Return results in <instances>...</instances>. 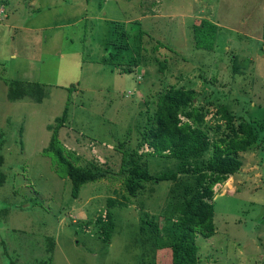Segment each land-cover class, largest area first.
<instances>
[{"label":"rangeland","instance_id":"rangeland-1","mask_svg":"<svg viewBox=\"0 0 264 264\" xmlns=\"http://www.w3.org/2000/svg\"><path fill=\"white\" fill-rule=\"evenodd\" d=\"M29 6L30 16L16 19L15 35L1 26L15 18L0 16V207L10 206L0 224V264H140L131 256L138 247H124L146 217L161 212L168 184L145 182L128 200L118 177L73 191L42 150L56 128L74 164L116 163L119 151L136 148L135 126L153 110L155 93L186 81L201 98L202 75L221 90L217 102L262 120L263 0H29ZM203 19L215 25L212 50L193 45V25ZM11 46L22 59L10 57ZM116 46L123 48L116 62L104 63ZM233 55L239 65L231 73ZM131 64L132 72L118 70ZM3 77L42 85L35 87L41 102L9 101ZM63 80L72 82L63 89ZM263 151L259 141L238 152V171L213 186L214 232L195 236L198 264H264ZM107 210L113 226L105 242L95 220ZM155 252L157 263L166 264L165 250Z\"/></svg>","mask_w":264,"mask_h":264},{"label":"trees","instance_id":"trees-1","mask_svg":"<svg viewBox=\"0 0 264 264\" xmlns=\"http://www.w3.org/2000/svg\"><path fill=\"white\" fill-rule=\"evenodd\" d=\"M3 1H0L3 4L0 16L12 15L15 19H23L29 17L32 12L31 6L28 7L29 0H22L24 5L21 8L15 5L14 1ZM61 1L64 3L66 0ZM14 8H17V14L13 12ZM40 8L36 10L39 11ZM214 30L215 25L205 19L200 20L199 24H194V47L212 50ZM261 37L264 41V0ZM122 52L123 48L119 46L109 49L102 61L115 63ZM237 61L238 57L233 55L230 62L231 73L235 72L236 65H239ZM132 65L118 70L132 72ZM0 66L3 67L1 64ZM201 78L207 91L201 98L199 92L190 88L186 81L179 86L165 85L157 91L153 110L145 116L140 128L135 126L140 137L136 148L119 151L116 163L107 159L100 162L91 160L84 166L74 164L68 154L62 151L55 136L56 128L49 143L42 150L56 166L55 172L67 177L73 191L86 181L118 177L125 193L121 198L128 200L127 196L134 197L143 189L145 182L168 184L161 212L146 217L143 224L140 223L133 231L131 240L129 237L127 246L124 247H138V253L135 252L137 255L131 256L139 258L140 264H161L162 262L157 263L154 259L158 249H164L168 255L166 264H198L195 236L206 238L214 232L213 186L238 171L241 164L237 158L238 152L248 150L259 141L264 142V109L261 110L260 117L263 119L260 121L251 118L250 110H232L227 101L217 102L221 90L214 85V81L207 80L205 75ZM2 80L6 85L8 100L24 97L39 102L43 97L42 92L35 91L38 86L35 83L26 84L7 77ZM61 113L67 114V110L64 109ZM209 120H213V124H209ZM141 155L151 158L152 161L156 159L154 165L158 167H149L147 159H142ZM4 179L5 175L0 171V185ZM34 198L28 199L34 202ZM108 203L113 204L114 200H108ZM9 207H0V224L5 220ZM95 222L100 223L101 238L106 242L112 233L111 213L105 211L102 218H97ZM129 241L133 247H129ZM51 244L50 241L45 242L47 248L51 247Z\"/></svg>","mask_w":264,"mask_h":264},{"label":"crops","instance_id":"crops-1","mask_svg":"<svg viewBox=\"0 0 264 264\" xmlns=\"http://www.w3.org/2000/svg\"><path fill=\"white\" fill-rule=\"evenodd\" d=\"M16 24V19L15 20H10V21H6L5 23H2V25L1 26H4L5 28H7V30L8 31H10V32H12L13 33V35H15V32L17 31V32H19L18 30H19V28H17V26L15 25ZM29 33L28 32H26V35H28ZM22 43H26V44H28L27 42H26V40H22L21 41V44ZM10 49H12V51L10 52L11 54V56L10 57H12V58H16V57H18V58H23V57H21V54H23L22 52L21 53H18L19 52V50L20 49H18L17 51H16V49L14 48V47H10ZM15 52H17V53H15ZM24 53H25V51H24ZM63 81H65V82H67V84H65V85H69L70 84V82H72V81H70V82H68V81H66V80H63Z\"/></svg>","mask_w":264,"mask_h":264},{"label":"clouds","instance_id":"clouds-1","mask_svg":"<svg viewBox=\"0 0 264 264\" xmlns=\"http://www.w3.org/2000/svg\"><path fill=\"white\" fill-rule=\"evenodd\" d=\"M23 83H27V82H23ZM35 84H37V83H35ZM76 84H77V82L76 83H74V86H76ZM42 90H45V87H43L42 85H39V84H37ZM69 86H70V84H69ZM63 89H65V88H67V86L66 85H63V86H61ZM72 87H73V85H72ZM74 89V91H76L75 90V88H73ZM46 96V95H45ZM44 96V97H45ZM10 101V100H9ZM11 101H14L13 99L11 100ZM39 102H41V100L39 101ZM57 117V116H56Z\"/></svg>","mask_w":264,"mask_h":264}]
</instances>
